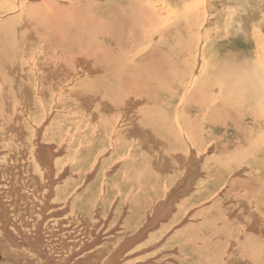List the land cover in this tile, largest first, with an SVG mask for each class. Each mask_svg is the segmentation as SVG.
<instances>
[{
  "label": "bare ground",
  "instance_id": "obj_1",
  "mask_svg": "<svg viewBox=\"0 0 264 264\" xmlns=\"http://www.w3.org/2000/svg\"><path fill=\"white\" fill-rule=\"evenodd\" d=\"M28 1L29 0H0V13H10L17 7L23 6V8H21V13L11 19L12 21L14 20L12 24H16L15 26L17 29L15 33H20L19 35H21V38H15L14 42L13 52L15 60L13 61V66H10L8 63V77L0 76V102H3L1 106L4 107L5 103L8 106V111L2 113V123H6L10 126V128L7 126V129L5 128L6 130H0V139L9 144V137L20 135L30 138L32 126L37 121L36 112H39V109L42 108H46L48 112H50L55 106L61 110L59 112L57 111L54 120H52L51 125L43 137H51L54 140L58 137L60 141L65 142L66 153L60 157L61 161L64 159L71 161V159H73L70 163H75L76 166L78 165L80 167L79 161L81 159H79V157L83 155L84 158L82 160L85 164L88 160L93 162V168H91L89 174L82 181L81 176L83 172L81 173V169L76 171V173L69 171L71 172L70 175L64 179L65 181L63 183H60L56 190V195H53V198H55L52 201L53 204L56 202L63 203L64 207L62 209L71 204L70 213L63 216L61 221L69 219L70 223H73V220L77 219L78 222H84L85 227H89L85 228V230L88 231H86V233H90L88 236L89 240L87 239L86 243H84L86 244V247H84L86 250L84 253H80L81 250L78 248L80 251H77V253L80 254L78 256L74 255L76 256L75 259H73L75 262L74 264H101L103 261L102 264H118L123 253L127 249L130 250L132 248L133 250L127 254L130 259L127 256L120 264H137L139 261H142L143 264H147V262L148 264H169L161 257V253L165 249L177 250L175 243L180 245L181 251L177 250L179 252L178 255L169 257V260L173 262L170 264H264V212L263 209L260 208V204L262 205V203H259V200L255 201L251 198L247 199V201L244 200V198H246L244 192L247 188L243 190L244 194L242 193V198H239L240 200L246 201V203L240 205L237 202L235 207L238 209L234 208L232 212L229 211V207L231 206L230 203L224 205L222 202V204H220V200L218 201L215 199L216 202L211 201L208 205H203L205 203L202 204L200 214H205L204 216H207L204 220L200 219V216L197 214L196 216L199 220L194 221L190 219L191 222H199L198 225L191 224L185 226L184 224L187 216H183L186 214L185 212L187 209H192L194 206L193 202L196 199L204 197L206 194L212 192L211 189H215L219 185L218 180H221L223 177H227L228 179V176L232 173L236 174L235 171L237 168H250L247 174H242L244 175L243 177L249 175L253 177L252 174L254 173H257V175L259 173L261 174V172L264 173V47L260 44L262 46L261 50L257 49L256 54L254 52H248L249 55H247L246 53L245 58H240L241 60L239 62H236L234 59L237 55L229 54L234 58H224L218 66L213 67V70H209L208 67L204 68L201 75L199 77L196 76L195 81L193 79V70L191 73L185 75L186 79L184 78L185 76L183 77L184 80L180 82L181 84L177 90H174L173 87L169 90H164L163 88H166L165 85H162V87L158 85L159 81L163 80V76L161 77L163 73L160 75L161 80H158V74L157 76L154 74L153 76H156L154 78L151 75H147L148 72L145 73L144 60L148 57H144V59L135 52H133V55L129 52H117L110 44L107 45L106 42L102 43V46H105L103 50H100L101 46L98 48L96 45H90L88 48L86 40L92 42L95 34L93 31V33L87 35L86 30L89 28L86 24L83 25V28L85 29L87 27V29H83L84 31L82 34L78 33L82 39L79 38L77 41H74V37L72 36L74 33L72 32L73 30L69 31L64 29V23H66L67 20L71 22L73 19H77L75 15L79 16L75 11L70 10L72 8L70 5V7H67V5L60 0H39L40 2L37 0L35 2ZM120 1H122V6L125 10L118 16H123L125 22L129 17H136L135 20L139 25L136 24L135 28L136 30H141L140 33L137 34V37L139 39L138 41L142 43L150 40V37L155 34L154 32L161 30L165 27L164 24H168L170 18L173 19L175 17L171 15V13L166 14V12H170V10L165 9V6L162 9L158 8L157 5L163 4L164 0H158L156 2L154 0ZM184 1L185 0H175V2H182V4L190 3L187 0L186 2ZM80 2L87 3L85 0H81ZM105 2L107 3V1ZM71 3L70 0V4ZM115 3L112 1V8H114ZM62 4L64 7H61ZM96 7H94V9ZM105 8L107 9V7H104V9ZM127 8H130V11H128ZM195 8L196 1H191L190 5L183 11L184 15L186 14L188 17L191 16L189 18L192 19ZM89 9L90 8H88L89 12L92 11ZM196 10H198V8ZM94 11L96 12V10ZM205 12L206 10L204 13ZM177 15L180 17L179 14ZM201 15L198 11L197 14H195V18L198 20V17ZM199 19L201 18L199 17ZM18 20L19 23L16 22ZM105 20L109 22L107 18H105ZM176 21L178 20L176 19ZM100 22H102V20ZM104 24L102 23L101 25ZM34 25L37 26L35 27ZM44 25L46 30L43 29ZM152 26V29H147ZM113 29V31L117 29L118 32L119 28L115 29L114 27ZM8 32L14 34L13 30H8ZM98 32L100 33L101 31L99 30ZM103 32L104 31H102V33ZM69 34H71V37ZM113 35L112 33L111 36L113 37ZM53 36L63 37L65 39L58 38L53 42L51 39ZM96 36L98 37V33H96ZM124 36L125 34L122 33L121 37ZM40 43L42 44V48H40ZM123 43L124 42H122V44ZM143 45L145 46V44ZM64 46H68L71 51L70 59L65 57L67 55L61 56L64 53ZM45 47L48 51L44 50ZM72 49L74 50L73 53ZM197 50H199V47H197ZM233 51L234 50H232V52ZM58 52L63 53L60 55ZM139 56L144 60L138 61V59H140ZM54 60L58 61L56 62L57 65L51 63ZM142 61L144 62L142 63ZM205 71H207L206 74ZM213 71L217 73L216 78L205 79V75L210 76ZM140 73H143V77L145 78H142ZM149 76H151V78ZM171 81L172 80H169V82ZM193 83L194 87H192ZM3 86H5V88ZM242 86H244L242 91H245V99L241 104L243 106L242 111H244L242 113L243 118H232V112H239L233 105L236 104L240 106L239 102L236 103V99L241 92ZM152 87L156 89L162 88L164 94L169 92V94L166 95L167 100L160 94H152V91H149ZM227 88L228 90L230 88L235 94L232 96L229 94L227 96ZM8 96L14 97H12V99H7ZM175 98L178 99L177 105L173 104V99ZM240 98H242V96H240ZM227 103H229L228 105H230L234 111ZM68 105L69 108L66 110ZM172 107L174 108L173 111H171ZM18 109L19 111L17 113L16 111ZM132 109L136 115L133 120L131 116H128ZM169 112L170 114L168 115ZM171 113L174 116L173 121ZM238 114L241 115L240 112ZM14 116H16V118ZM125 117H131L130 121L123 123L122 120ZM140 118L141 120L138 122L137 119ZM245 118H249V120ZM235 120H237L238 123ZM240 120L244 123L242 127H240ZM148 123L153 124H149L150 129L146 127ZM230 128L234 129L235 133L233 134L236 135V138L229 143L225 141L222 142V136L225 135ZM165 129H168V136L164 135ZM154 131L161 137L167 138L161 140V144L157 141L159 143L158 146L162 149V151L158 150V148L156 149L158 152L160 151L159 153H156V150L152 149V147L147 148L144 139L140 138V135L146 133L157 135ZM27 132H29V135L26 134ZM128 133H131V136H129ZM124 134L128 139H124ZM97 135L100 140L98 144H96L97 140L94 141ZM213 142L218 143L217 153L206 158L201 156L206 149L211 148L210 144ZM77 146L78 148L73 149ZM103 147L104 150L100 152ZM9 148H11V145ZM111 148L113 151L107 158H104L103 155ZM196 149L201 155L196 153ZM44 150L43 154L40 151V155L41 158L44 159L43 162L46 163V169L48 167H53L54 163L56 165V162L60 161L54 160V156L50 160L46 153V149ZM94 151H98L95 153V156L93 155ZM149 151L154 154L148 153ZM54 152L57 153L58 151L55 150ZM181 152L186 158L185 171L189 173L185 172V177L183 178L182 176L179 179L178 183L182 181L178 187L174 189L169 198L182 194L180 190H184L188 187V183L192 181L190 178L191 171L196 167V163H200V159H204L203 167L207 168L209 175L201 184L199 182L198 188L193 195L188 198L185 197V199H180L177 204H175L177 210L175 213L173 212L174 215L172 217L167 218L169 220L161 222L157 230L149 231L144 241L138 245L140 242L135 240V238H137L135 233L148 217V215H140L143 210L148 207L153 209L154 203L159 199L157 194L154 195L157 197L153 198V200L150 198L149 201V190L146 188L153 189L154 186L151 185L155 184L157 186L160 182H169L171 178L170 172L163 174L165 167H168V171H171V167L169 166L171 161L166 159L161 160V157V159L159 158V160H157V163L156 157L167 156V154L171 155V153L176 156V154L180 155ZM30 153L32 154V151ZM57 156L59 157V155ZM93 156L94 158L92 160ZM102 158L104 159L101 160ZM191 158L192 160L190 161ZM99 159L101 161L98 165ZM145 161L148 163L155 161L157 169L148 170L149 168L146 167L152 166H149L148 163H144ZM108 162L112 163L110 171L115 168L117 162H120V164L122 163L118 171H115L109 177L115 178L120 175L122 178V180L116 183V191H114V194L109 191L110 185L105 177L107 172L105 173V169H103L107 166ZM96 168L99 169L96 170ZM122 168H129V170L124 169L123 173ZM95 171L97 174L92 178V173ZM66 172L67 170L64 169L59 173V176ZM183 172L184 168L182 173ZM45 177L44 174V178ZM257 178H259V181L260 179L264 180V178L258 176ZM238 180H240V178H233L231 182ZM80 181L81 184H79ZM125 182H127V184H125ZM260 183L262 184V182ZM47 185H49L48 181L44 183L42 187L43 191ZM83 185L86 186V192L84 191V193L79 194ZM97 186L101 190H99L101 193L99 195H97V193L92 195L91 192L96 189ZM78 188H80V191ZM156 188L157 187H155V189ZM234 189L233 187L232 192L241 193L240 190ZM256 189L258 188L256 187ZM45 191L46 193L43 196V200L40 201L41 204L46 200V194L53 193L51 187L49 189L47 188V190L45 189ZM257 194L259 193L257 192ZM247 195L249 196L248 193ZM3 197L4 199H2V201L4 203L7 202L5 196ZM253 198H255V194ZM239 202L242 203L241 201ZM173 203L174 202L170 201L168 204L173 205ZM35 205L36 203L34 206ZM175 205L173 208H175ZM140 207H142L141 212L138 211ZM98 209L100 210L99 213L96 212ZM36 211L38 212L37 207ZM159 212L160 214H157V216L161 215V209ZM136 214L138 216H136ZM90 216H97V218H90ZM157 216H152L153 218L148 219L146 224L147 227L150 226L151 228L154 226L155 221L158 220ZM1 217H4L5 221H9L3 214ZM37 217L38 220L41 219L40 216ZM10 221L12 224V219H10ZM36 224H38L39 227V221H37ZM99 225L107 226V230L102 235L100 234L102 228L98 229V233H96L95 236L93 235V238L91 233H93L94 229ZM12 226L15 227V224L13 223ZM177 226L179 228L181 227V229L179 231H174ZM39 229L40 228H38V230ZM113 229H115V231L112 232L111 230ZM7 231L8 229L5 228V226H3V230L0 231V263H7V261L14 260L13 263L16 261H23V264H32L31 261L33 260H28L27 258L31 259L33 257L34 250L39 249L41 253H44V255L46 254V249L44 247L41 248L42 245L37 243L44 240L40 233H28V236L21 233L17 236L18 234ZM245 231L250 232L245 233ZM17 232L19 233V230ZM79 236L81 237V235ZM101 236L104 237V240L101 245L95 247L96 240ZM128 236L129 239L124 241ZM238 236L240 237L239 241L236 240ZM161 240H164L162 248L153 250L151 253L148 251L142 256L132 258L135 252H144L148 250V247ZM237 241L238 244L235 245ZM231 244L233 245L231 246ZM77 246L79 247V244ZM171 246L172 248H169ZM12 250L23 253L12 252ZM231 250L232 252L229 253ZM39 251H36V253ZM56 252L57 251H55V253ZM74 254H76V252ZM63 255L66 254L63 252ZM228 255L231 256L234 262L225 260ZM48 256H46V259L45 256H43L45 264H50L49 260H51V257ZM70 257L72 258V256ZM70 257L67 258L69 261L71 259ZM157 257L158 259H155ZM55 258L54 262L51 260L52 264H63ZM62 261L66 260L62 259ZM20 263L21 262L18 264ZM7 264L12 263L9 262Z\"/></svg>",
  "mask_w": 264,
  "mask_h": 264
},
{
  "label": "rangeland",
  "instance_id": "obj_2",
  "mask_svg": "<svg viewBox=\"0 0 264 264\" xmlns=\"http://www.w3.org/2000/svg\"><path fill=\"white\" fill-rule=\"evenodd\" d=\"M31 1L35 2L36 0H34V1L29 0L28 2H31ZM37 1L40 2L39 0H37ZM60 1H62V3H64V4H66L67 7L71 6L72 8L70 10L75 11L76 14H79V16L75 15L77 19H75V20L73 19L71 22H69V20H67L66 23H64V29H67L69 31L73 30L72 32H74V33L72 36L74 37V41H77V39H79V38L82 39V37L79 36L78 33L82 34L83 31L85 29H87V27H88L89 29L86 30L87 35L93 33V31L95 34L94 40L92 42H90L89 40H86L87 41L86 44H88V48L90 45H94V46L96 45V47H98V48L101 46L100 50H103L105 48V46L103 47L102 43L106 42L107 45L110 44L113 47V49L117 52L118 51L123 52V53L129 52L131 55H133V52H135V53H138L139 55H141L143 58L148 57L147 59L144 58L145 59L144 60L143 58L141 59V57L139 56L140 59H138V61H141V60L145 61V62L142 61V63L144 62V67L146 69L145 73L148 72L147 75L153 76L155 74L157 76V74H158V77H157L158 80H161V77L163 76L162 77L163 80L159 81V83H161V82L162 83L161 84L158 83V85H161V87H162V85H165L166 88H163L164 90H169L172 87L174 88V90H177V88H179V85L181 84L180 82L183 81L184 78L186 79L185 75L191 73L193 70H194L193 79L195 81L196 76L199 77L201 75V73L204 71V68L208 67L209 70L210 69L213 70L214 69L213 67L218 66L224 58L228 59L229 57H232L229 54L237 55L235 58L234 57H232V58H234L236 62H239L241 59L245 58L246 53H247V55H249L248 52H254L256 54L257 49L261 50V47L262 46L264 47V37H263L264 36V0H199L200 2L198 0H191L192 2L196 1V8L194 9L192 19L189 18L191 16L188 17L186 14L184 15V13H183L184 9L190 5V3H191L190 0H187L190 3H184V4H182V2H175V0H168V1L164 0L165 4L164 3L160 4V5L158 4L157 5L158 8L162 9L165 6V9L170 10V12H166V14L171 13V15H174L175 17L173 19L170 18L168 24H164L165 27H163L161 30L154 32L155 34H153L150 37V40L146 41L147 43L146 42L142 43V42L138 41L139 39L137 37V34H139L141 30H136V28H135L136 24L139 25V23H137V21L135 20L136 19L135 16L127 18L126 22L123 20V16H118L119 14H121L125 10V8H123V6H122L123 3L120 0H118V1L112 0L113 3L116 2L114 4L115 9L112 8L113 4H112L111 0H101V1L100 0H85V2H87V3L80 2L81 0H79V1L71 0V2H72L71 4H70V0H60ZM75 1H77V2H75ZM105 1H107V3H109L110 5L107 4ZM154 1L156 2L158 0H154ZM101 2L102 3L104 2L103 3L104 6L102 5ZM184 2H186V0ZM79 4H80V6H79ZM88 4H90V5H88ZM96 5H97V7H96ZM108 5L110 8L108 7ZM61 7H64L63 4ZM94 7H96V8L94 9ZM104 7H107V9L106 8L104 9ZM21 8H23V6L17 7L15 10L11 11L10 13H0V76L6 77V78L8 77V74H9V72H7L8 63L10 64V66H13V61L15 60V55L13 52L15 38H18V39L21 38V35H19L20 33H15V30L17 29L15 26L16 24L15 25L12 24V23H14L13 22L14 20L12 21L11 19L16 17L17 15H19L21 13V11H22ZM82 8H84V9L86 8V9L84 10ZM88 8H90L92 11L89 12ZM197 8H198V10H196ZM79 9H80V11H79ZM100 9H101V11H100ZM94 10H96V12ZM127 10L130 11V8H127ZM167 10H164V11H167ZM205 10H206V12L204 13ZM198 11L200 12V15L201 14L202 15L199 16L201 19H199V17H198V20H197L195 18V14H197ZM163 14H165V13H163ZM177 14H179L180 17ZM93 17H94V19H93ZM102 17L104 18V20H105V18H107V20L109 22L111 20V22H110L111 25L106 20H105L106 23L104 24L105 21L103 20ZM177 17H179V18H177ZM81 18H83V19H81ZM176 19L178 21H176ZM81 20H82V22H81ZM101 20H102V22H100ZM132 21H134V22H132ZM16 22L19 23V20ZM102 23L104 25H101ZM76 24H77V26H76ZM84 24L87 25V27L85 29L83 28ZM34 26L36 27L37 25H34ZM112 27L113 28L115 27V29L119 28L118 32H117V29L115 30L116 32L113 31L114 29ZM93 28H96V29H93ZM108 28H109V30H108ZM152 28H153V26L149 27L147 29H152ZM43 29L46 30L45 25H44ZM8 30H13L14 34H10L8 32ZM54 30H56V29H54ZM99 30L101 31L100 33L98 32ZM102 31H104V32L102 33ZM119 32H121V33H119ZM130 32H131V34H130ZM96 33H98V37L96 36ZM112 33L115 36L113 35V37H112L111 36ZM122 33L125 34L124 37H121ZM70 35L71 34H69V36ZM18 36H20V37H18ZM13 37H14V40H13ZM70 37H67V38H70ZM58 38L65 39L63 37H56V36L51 37L53 42ZM161 39H163V40H161ZM98 40H101V41H98ZM122 42H124V43L122 44ZM141 43H142V45H141ZM23 44H25V43H23ZM143 44H145V46ZM258 46H259V48H258ZM197 47H199V50H197ZM40 48H42L41 43H40ZM77 48H78V46H77ZM84 48H85V45H84ZM44 50H46V47ZM232 50H234V51L232 52ZM46 51H48V50H46ZM65 51H66V53H65ZM73 51L74 50L72 49V53H73ZM228 51H229V53H228ZM63 52L62 53L64 55L62 53H59V52H58V54H60V55L62 54L61 56L67 55L68 57L65 56L67 59L71 58V51L69 50L68 46H64ZM260 52H262V51H260ZM58 54H55V55H58ZM158 54H160V55H158ZM150 55H152V56H150ZM56 62H58V61L54 60L51 63L56 64ZM206 63H208V64H206ZM171 65H172V67H171ZM80 68H81V66H80ZM153 71H154V73H153ZM218 72H219V70H218ZM161 73H163V74L161 75ZM206 73H207V71H205V74ZM140 75L142 76V78H145V77H143L144 76L143 73H140ZM160 75H161V77H160ZM151 76H149V77L151 78ZM216 76H217V73L213 71V73L210 76L205 75V79H209V78L213 79V78H216ZM169 80H172L171 81L172 83L169 82ZM163 82H164V84H163ZM238 83H240V82H238ZM3 87L5 88V86H3ZM192 87H194V83H193ZM243 88H244V86L241 87V92L236 99V103L239 102L241 107L239 105H236V104H235L236 106L233 105L234 107H236V109H238V111L240 112L241 115L238 114L239 112H235L237 114L236 115L235 113H233L231 111L232 115H233L232 118H239V119L243 118L242 113L244 111H242L243 106L241 105L243 100L245 99V96H244L245 91H242ZM157 89L152 87V89H150L149 91H152V94L155 93L154 95L160 94L161 96L164 97V99L166 98V95L169 94V92L164 94L162 88H157ZM226 92H227V96L229 94H230V96L235 94V92L231 91L230 88H229V90L227 88ZM180 96H181V94H180ZM240 96H242V98H240ZM12 97H14V96H8L7 99H12ZM165 100H167V98ZM173 102H174L173 103L174 105H177L178 99H176V98L173 99ZM2 103L3 102H0V130H3V129L6 130L7 129L6 127L8 126L10 128V126L6 123H2L3 122L2 113H6L8 111V109H7L8 106L5 103V106L2 107L1 106ZM228 104L229 103H227V105ZM228 106L231 108L230 105H228ZM68 108H69V105L67 106L66 110ZM231 109L234 111L233 108H231ZM60 110L58 109V107H55V106L53 107V109L50 112H48V110L46 108L39 109V112L38 111L36 112L37 113V119H36L37 121L32 126L30 138H28L26 136L16 135L14 137L8 138L9 144L6 141H3L2 139H0V166H1L0 167V231H2L3 226H5V228L8 229L7 232L16 233V234H18L17 236H19L21 233L26 234L27 236H28V233H30V234H33V233L39 234L40 233L41 234L42 239H44V240H41V242H37V243L42 245L41 248L44 247L47 252L44 255V253H41V251H39V249L34 250L35 252H33L34 253L33 257L31 259L27 258L28 260H33V261H31L32 264L33 263H35V264H43L44 263L45 264L43 256H45V259H46V256H48L49 254L50 255L48 257H51V260L53 262H54V258L56 256L55 259L57 261L59 260L60 263L74 264L75 262L73 261V259H75V257L78 256L81 252L84 253V251L86 250L84 248V247H86V244H84V243H86V240L88 239V236L90 234V233H86L87 230H85V228H89V227H85L84 222H78L77 219L73 220L74 221L73 223H70V220H66V219L61 221L63 216H54V220L51 216L50 221H48L47 216H40L41 219H39V220H38V217L36 216L37 213H36V207L35 206L37 204H39L41 200H43V196L46 193L45 189L47 190V188H48V185L45 186L44 191L42 188L44 183L47 182V178L46 177L44 178V174L46 176L47 171H48L46 169V163L43 162L44 159L41 158V155H40L41 152L43 154V151H45L44 149H46V153L48 154L50 160L53 158V156H54V160H56V161L60 160V161H58L59 163L56 162V165L54 163L53 168L56 167L57 171L59 173L62 172L64 169L67 170V172L65 174L60 176L61 178L59 177V173L56 172L57 178L59 177V183L55 185V188L53 189V193H54L53 195H56V190H57L58 186L60 185V183H63L65 181L64 179H66V177L68 175H70L71 172L76 173V171H79L81 169V173L83 172L82 176H81V181H82L89 174L91 168H93V162L92 161L88 160L86 162V164L84 163V161L82 160L84 158L83 155L79 157V159H81L79 161L80 167L78 165L76 166L75 163H70V162H72L73 159H71V161L70 160L68 161L66 159L61 161L60 157L64 153H66L65 142L60 141L58 139V137H56V140L52 139L51 137H43L44 134H46L49 126L51 125L52 120H54L57 111L59 112ZM173 110H174V108L172 107L171 111H173ZM18 111H19V109L16 112L18 113ZM170 112L168 113V115L170 114ZM174 114H175V112H174ZM128 116H131L132 120L135 119L136 115H135V112H133V109L130 110V113L128 114ZM14 117L16 118V116H14ZM131 117H129V118L125 117L122 120V122L123 123L129 122ZM171 118L173 121L174 116L172 113H171ZM245 119L249 120V118H245ZM140 120H141V118L137 119L138 122H140ZM168 121H170V120H168ZM235 121H237V120H235ZM135 123H137V122H135ZM135 123H134V125H135ZM237 123H238V121H237ZM240 123H241L240 127H242L244 123H242L241 120H240ZM149 124L150 125H153V124L148 123L146 125V127L150 129ZM233 133H235L234 129L230 128L228 130V132L222 136L223 137L222 142L225 141V142L229 143L232 140H234L236 138V135ZM26 134L29 135V132H27ZM128 135L131 136V133H128ZM164 135L168 136V129H165ZM0 136H1V133H0ZM123 137H124V139H128L125 134L123 135ZM140 138L144 139L145 145L147 148L152 147V149H154V150H156L158 148V150H160V151H162V149L160 146H158V144L161 142V140L167 139V138L161 137L159 134L152 135L151 133L142 134V135H140ZM226 139H227V141H226ZM94 141H96L97 142L96 144H98V142L100 141L98 135ZM10 145H11V148H9ZM217 145H218L217 142H213L212 144H210L211 148L206 149L202 155L197 149H196V153L200 154L204 158L210 157V156L215 155L217 153V149H218ZM75 148H78V146L74 147L73 149H75ZM55 150H57L58 152L57 153L54 152ZM103 150H104V147L100 150V152ZM158 150H156V153L160 152V151L158 152ZM31 151H32V154L30 153ZM112 151H113L112 148L109 149V151H107V153L105 155H103V157L107 158ZM97 152L98 151H94L93 155L95 156L96 155L95 153H97ZM148 153L154 154L151 151H149ZM57 155H59V157ZM173 155L174 154L171 153V155L167 154V156L165 155V156H157L156 157L157 163H158L157 160H159V158L161 159V157H162L161 160L166 159L168 161H171V164L169 165L171 167V171H168L169 170L168 167H165L164 168L165 170L163 171V174L170 172L171 178H170L169 182L163 181L162 183L160 182V184H157V186L155 184L151 185V186H154L153 189L146 188L147 190H149L148 191L149 192V195H148L149 201H150V198H151V200H153V198H155L157 196H159V199L156 201V203H154L153 209L151 207L146 208L148 210V212H147L148 217L146 218L145 222L140 226L139 230L135 233V236L137 237V238H135V240L140 242L138 245H140L144 241V238L146 237V235L149 231L157 230L159 225H160L159 223L169 220L167 218L172 217L177 210V206L175 204H177V202L180 199H183V198L185 199V197L188 198L191 195H193L198 188L199 182L201 184L202 181L206 180L207 176L209 175V173H208L209 171L207 170V168L203 167L204 159H200V161H199L200 163H196L195 164L196 167H194V169L191 171L190 178L192 181H190L188 183V187H187L186 191H184L182 194H178L176 196L169 198V196L173 193L174 189H176L178 187V185L180 184V182L182 181L181 180L178 183L179 179L182 176L184 178L185 172H186L185 171L186 158L182 154V152L180 153V155L176 154L177 157L175 155L174 156ZM94 156L92 157V160H93ZM104 158H102L101 160H103ZM50 160H49V162H50ZM101 160L99 159L98 165L100 164ZM119 160H120V158H119ZM191 160H192V158L190 159V161ZM193 161H194V159H193ZM144 163H148V162L145 161ZM116 164L117 165H115V168H113L111 171H110V168L112 167L111 162H108L107 166H105L103 168L106 170V171L104 170V172L105 173L107 172L106 174L108 176L106 175L105 177H106L107 182L110 185L109 191L112 194H114V191H116V188H115V186L117 185L116 183H118L120 180H122L120 175H119V177L109 178L112 175V173H114L115 171H118L119 167L122 165V163L120 164V162H117ZM148 164H149V166H152V167H146V168H149L148 170H156L157 169L156 165H155V161L148 163ZM165 166H168V165H165ZM183 168H184V172L182 173ZM98 169L96 168V170H98ZM124 169L125 168H122L123 173H124ZM159 169H161V168H159ZM249 169L250 168H248V167H246V169L237 168L235 171L236 174L232 173L231 175L228 176V179H227V177H223L221 180H218L219 185L215 189L212 188L211 189L212 192L206 194L204 197L196 199L193 202L194 206L192 207V209L186 210V212H185L186 214L183 215V216H187V219H186L184 225L185 226H188L191 224H197L198 225L199 222L194 223V222L190 221V219H193L194 221L199 220V218H197L196 214L198 216H200V219L204 220L207 216H204L205 214H200L202 204L205 203L203 205H208V203L211 201L216 202L215 199H217L218 201L220 200L219 201L220 204H222V202L224 203V205H227L228 203H230V205H231L229 207L230 212H232L234 208H237V207H235L237 202L240 205H242V204H245L247 199H249V198L254 199L255 201L259 200V203H262V205L260 204V208L263 209V212H264V180L260 179V181H259V178H257V176L264 178V173L260 171L261 174L259 172H258L259 173L258 175H257V173L252 174L253 177H251V175L243 177L244 175H242V174H247ZM125 170H129V168L125 169ZM69 171H71V172H69ZM199 172H200V174H199ZM186 173H189V172H186ZM233 175H235V176H233ZM233 178H240V180L231 182V179H233ZM89 180H92V179H89ZM89 180H88V182H89ZM81 181L79 184H81ZM255 181H256V183H255ZM257 181L259 182V184ZM225 182H226V184H225ZM260 182H262V184ZM176 183H178V184H176ZM243 183L244 184L246 183V184L244 185ZM125 184H127V182H125ZM250 184H251V186H250ZM129 185H130V182H129ZM252 185H254V186H252ZM140 186H142V185H140ZM232 186L235 188L234 190H240L241 193L238 194L237 192H232V190H233ZM155 187H157V188L155 189ZM256 187L258 189H256ZM142 188H144V187L142 186ZM239 188H241V189H239ZM245 188H247L246 190L248 192L245 190ZM96 189H98V190H96ZM96 189H94L91 192L92 195H94L96 193H97V195H99L101 193L100 192L101 190L99 189L98 186ZM13 190H14V192H13ZM78 190L80 191V188H78ZM243 190H245L244 193L246 195V198H244V200H246V201L240 200L242 198ZM84 191L86 192V188L83 186V188L81 189L79 194L84 193ZM11 192H13V193H11ZM246 192L249 194V196L247 195ZM254 192H256V193H254ZM257 192L259 194H257ZM254 194H255V198H253ZM2 195L5 196V200L7 201V202H5L6 204L2 201V199H4V197ZM46 195L47 196H45V197L47 198L49 195L48 194H46ZM154 195H157V196H154ZM50 197H51V195H50ZM172 199L174 200V203H173L171 209H169V207L167 206V207L163 208V211H161V215L166 216V217L165 218L162 217L163 220L158 222L159 216H157L158 220L155 221L154 226H152L151 228H150V226L147 227V225H146L147 221H148V219L153 218L152 216H153L154 212L156 211L155 209L157 208V212H159V210H160V208H158L157 206H159L160 203L167 201V200H170L173 202ZM230 200H232V201H230ZM239 201H241L242 203H240ZM35 203H37V204L34 206ZM168 203H167V205H170ZM58 205L60 208H62L64 206L63 203H60ZM174 205H175V208H173ZM6 206H7V209H6V212H4V214H5L6 218L9 220L8 222L5 221L4 217H1L3 209H5ZM141 210H142V207H140V209H138L139 212H141ZM47 211H49V209H47ZM162 212H163V214H162ZM168 212H169V214H167ZM69 213L70 212L68 211V209L66 210V212H64L65 215H67ZM159 214H160V212H159ZM136 216H138V215L136 214ZM99 217H101V216H99ZM96 218H97V216L94 217V219H96ZM10 219H12V221H13L12 224H11ZM37 221H39V224H40L39 227H38V224H36ZM13 223L15 224V227L12 226ZM69 223H70V225H69ZM81 223H82V225H81ZM18 226H19V229H18ZM61 226L62 227L64 226L63 229ZM71 227H73V228H71ZM38 228H40L39 229L40 231L38 230ZM100 228H102V231L100 232V234H102V235L107 230V226H100V225L97 226L94 229L93 233H91V236L93 238H94L95 234L98 233V229H100ZM180 229H181V227L179 228L177 226V228L174 231H179ZM18 230H19V233L17 232ZM76 231L77 232L79 231L78 233H79V235H81V237L78 235V233ZM111 231L113 232V231H115V229H113ZM112 232H110V233H112ZM249 232L250 231H245V233H249ZM68 233H71V234H68ZM83 234H86V235H83ZM100 234H99V236H100ZM84 236H85V238H84ZM80 238L82 239V241ZM183 238H185V237H183ZM71 239H72V241H71ZM126 239H129V236L126 237L124 239V241ZM103 240H104L103 236H101L99 239H97L95 242V247L101 245ZM236 240L239 241L240 237L239 236L236 237ZM238 241L236 242L235 245L238 244ZM73 242H75V243H73ZM72 243H73V245H72ZM76 243H77V245L79 244V247L76 245ZM163 243H164V240H161V241L155 243L154 245L148 247V250H145L144 252L143 251L135 252L133 254V257L132 256L131 257L135 258L138 256H142L148 251H149V253H151L153 250H157V249L162 248ZM175 244H176L175 246L177 247V250L181 251L180 245H178V243H175ZM232 245L233 244H231V246ZM10 248H12V247H10ZM169 248H172V246ZM132 250H133V248L130 250L127 249L125 251L126 255L124 252L123 256L120 258V262L123 261V259H125L128 256L127 254H129ZM177 250L165 249L161 253V257L166 260V263L170 264L172 261L169 260V257L178 255L179 252ZM36 251H39V252L36 253ZM55 251H57V252L55 253ZM77 251H80V253H77ZM12 252L23 253V252H19L17 250H12ZM63 252L66 255H63ZM75 252H76V254H74ZM231 252H232V250L229 251V253H231ZM40 253H41V255H40ZM57 253H61L62 255L57 254ZM28 255H31V254H28ZM74 255H76V256H74ZM70 256H72V258ZM69 257L71 258L70 261L67 259ZM128 258L130 259L129 256H128ZM42 259H43V261H42ZM62 259L66 260V261H62ZM155 259H158V257ZM51 260H49L50 264H52ZM67 260H68V262H67ZM225 260L229 261V262H234V260L231 258L230 255H228ZM13 261L14 260L7 261V263L10 262L12 264H15L17 262L18 263L21 262L20 264H23V261H16L14 263H13ZM64 262H67V263H64ZM120 262L118 264H120ZM7 263L4 262V263H0V264H7ZM137 264H143V263H142V261H139ZM147 264H148V262H147ZM235 264H239V263H235Z\"/></svg>",
  "mask_w": 264,
  "mask_h": 264
},
{
  "label": "crops",
  "instance_id": "obj_3",
  "mask_svg": "<svg viewBox=\"0 0 264 264\" xmlns=\"http://www.w3.org/2000/svg\"><path fill=\"white\" fill-rule=\"evenodd\" d=\"M53 164V163H52ZM55 168V169H54ZM48 167L47 168V175H46V178H47V181H48V189L51 187V189H54L55 188V185L56 184H58L59 183V177H58V179H57V176H56V172H58L57 171V168L56 167ZM59 173V172H58ZM93 174V176H92V178H94V176L97 174L96 173V171L95 172H93L92 173ZM52 177H54V178H52ZM57 179V180H56ZM55 181V182H54ZM54 182V183H53ZM85 184V183H84ZM50 186V187H49ZM85 188H86V186L85 185H83ZM83 186H82V188H83ZM187 189V188H186ZM186 189H184V190H180V191H182V193L184 192V191H186ZM16 190V189H15ZM180 191H178V192H180ZM53 194L54 193H52V194H50V193H48V197L46 198V200L44 201V203L43 204H41V203H39V204H37L36 205V207L38 208V212L36 211V216H47V218H48V221H50V218H51V216H52V218H53V220H54V216H66L65 214H64V212H66V210L68 209V211L71 209V204H69V206L68 207H66V208H64V209H62V208H60L59 207V205L58 204H60L61 202H56V203H54L53 204V199H55V198H53ZM50 195H51V197H50ZM51 199V200H50ZM108 203H109V199H108ZM6 204V203H5ZM39 205V206H38ZM158 207V206H157ZM169 207V209H171V207H172V205H169L168 206ZM6 209H7V206L5 207V209H3V212H2V214H3V216H5V214H4V212H6ZM47 209H49V211H47ZM156 210V209H155ZM47 211V212H46ZM97 213H99L100 212V210L98 209L97 211H96ZM147 212H148V210L147 209H144L143 210V212H142V214L140 215V216H147ZM152 214V213H151ZM162 214H163V212H162ZM165 214V213H164ZM167 214H169V212L167 213ZM154 215V214H153ZM95 216H90V218H94ZM165 218L166 216H162V215H160L158 218H159V220H158V222H160V221H162L163 220V218ZM67 220H69V219H67ZM63 223V222H62ZM160 224V223H159ZM69 225H70V223H69ZM40 241V240H39Z\"/></svg>",
  "mask_w": 264,
  "mask_h": 264
},
{
  "label": "water",
  "instance_id": "obj_4",
  "mask_svg": "<svg viewBox=\"0 0 264 264\" xmlns=\"http://www.w3.org/2000/svg\"><path fill=\"white\" fill-rule=\"evenodd\" d=\"M173 200V199H172ZM170 200H167V201H164L162 203L159 204L158 208L161 209V211H163V208L164 207H167V203L169 202ZM174 202V200H173ZM157 214H159V212H157V208H156V211L154 212V215L153 216H157Z\"/></svg>",
  "mask_w": 264,
  "mask_h": 264
}]
</instances>
